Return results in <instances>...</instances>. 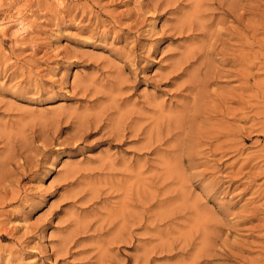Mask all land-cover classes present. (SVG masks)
Returning a JSON list of instances; mask_svg holds the SVG:
<instances>
[{
    "label": "rangeland",
    "instance_id": "obj_1",
    "mask_svg": "<svg viewBox=\"0 0 264 264\" xmlns=\"http://www.w3.org/2000/svg\"><path fill=\"white\" fill-rule=\"evenodd\" d=\"M0 25V264H264V0Z\"/></svg>",
    "mask_w": 264,
    "mask_h": 264
},
{
    "label": "bare ground",
    "instance_id": "obj_2",
    "mask_svg": "<svg viewBox=\"0 0 264 264\" xmlns=\"http://www.w3.org/2000/svg\"><path fill=\"white\" fill-rule=\"evenodd\" d=\"M1 26V25H0ZM2 28V27H1ZM0 28V29H1ZM19 30H24V25L22 24V22H21V24L19 25V28H18ZM113 137H114V135H113Z\"/></svg>",
    "mask_w": 264,
    "mask_h": 264
}]
</instances>
